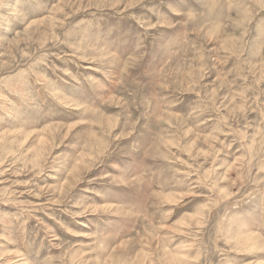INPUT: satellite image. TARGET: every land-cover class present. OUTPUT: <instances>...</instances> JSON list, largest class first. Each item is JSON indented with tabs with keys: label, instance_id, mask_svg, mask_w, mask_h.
Here are the masks:
<instances>
[{
	"label": "rangeland",
	"instance_id": "rangeland-1",
	"mask_svg": "<svg viewBox=\"0 0 264 264\" xmlns=\"http://www.w3.org/2000/svg\"><path fill=\"white\" fill-rule=\"evenodd\" d=\"M0 264H264V0H0Z\"/></svg>",
	"mask_w": 264,
	"mask_h": 264
}]
</instances>
